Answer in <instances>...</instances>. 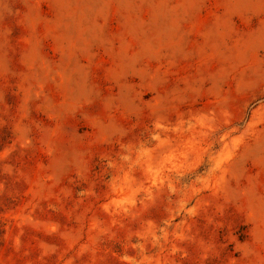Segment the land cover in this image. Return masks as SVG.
Here are the masks:
<instances>
[{"label":"rangeland","instance_id":"374dc122","mask_svg":"<svg viewBox=\"0 0 264 264\" xmlns=\"http://www.w3.org/2000/svg\"><path fill=\"white\" fill-rule=\"evenodd\" d=\"M0 264H264V0H0Z\"/></svg>","mask_w":264,"mask_h":264}]
</instances>
